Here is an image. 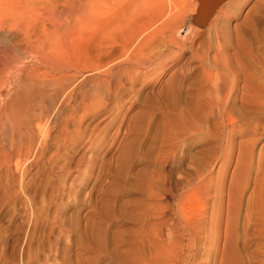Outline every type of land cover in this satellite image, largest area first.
I'll return each instance as SVG.
<instances>
[{"label": "rangeland", "instance_id": "374dc122", "mask_svg": "<svg viewBox=\"0 0 264 264\" xmlns=\"http://www.w3.org/2000/svg\"><path fill=\"white\" fill-rule=\"evenodd\" d=\"M161 6L162 40L185 39L191 1ZM238 8L221 22L214 80L193 55L214 53L208 26L100 102L78 103L75 87L29 156L0 155V264H177L189 251L182 264H222L224 236L242 264H264V0ZM213 81L221 94H198Z\"/></svg>", "mask_w": 264, "mask_h": 264}, {"label": "bare ground", "instance_id": "6f19581e", "mask_svg": "<svg viewBox=\"0 0 264 264\" xmlns=\"http://www.w3.org/2000/svg\"><path fill=\"white\" fill-rule=\"evenodd\" d=\"M162 1L0 0V155L9 161L13 156H29L36 145L45 141L40 122L54 119L59 102L75 87L80 95L78 103L100 102L102 98L116 94L123 86V80H135L138 72H132L130 68L161 65L165 51L185 47L194 37L192 31L197 33L208 26L213 28L210 39L214 53L210 56L202 50V54L194 51L193 55L200 60L206 82L218 77L215 72L213 78L211 63L217 66L222 57L217 45L221 22L227 11L240 7L242 0L221 1L203 25L193 22L198 3L190 0L186 38L172 35L165 41L161 38ZM224 68L233 75L231 65L224 64ZM88 72L94 74L92 79H83ZM213 82L212 89L204 86L200 90L198 87V94L210 97L221 94L225 84ZM60 129L67 130L65 120ZM203 178V175L197 178L199 186H206L208 180ZM259 211L260 220L264 222L263 188ZM201 223L196 221L190 231L194 230L196 234L201 230ZM172 229L169 228L170 235ZM226 238L224 236L222 264H242L235 247L228 245ZM168 242V246H163L167 247L168 254L162 247L166 253L159 250L161 256L165 253L177 257L180 241L172 239ZM188 254L175 257L177 264H182Z\"/></svg>", "mask_w": 264, "mask_h": 264}, {"label": "water", "instance_id": "95a60500", "mask_svg": "<svg viewBox=\"0 0 264 264\" xmlns=\"http://www.w3.org/2000/svg\"><path fill=\"white\" fill-rule=\"evenodd\" d=\"M197 8L195 14H193V22L198 25H203L207 22L208 18L215 11L216 7L223 0H196Z\"/></svg>", "mask_w": 264, "mask_h": 264}]
</instances>
